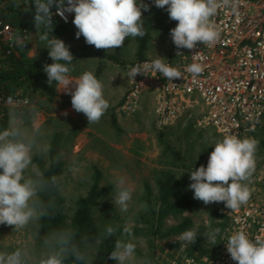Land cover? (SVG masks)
Masks as SVG:
<instances>
[{"label": "clouds", "instance_id": "1", "mask_svg": "<svg viewBox=\"0 0 264 264\" xmlns=\"http://www.w3.org/2000/svg\"><path fill=\"white\" fill-rule=\"evenodd\" d=\"M35 4L34 25L36 29L46 31L40 35L41 41H46L49 57L54 61L46 64L44 71L50 85L55 82L58 91L71 95L72 108L83 113L89 124L97 123L109 108V101L104 96L103 83L91 71H85L73 80L70 73L73 55L63 40L49 39L48 31L53 30L51 8L55 5L56 14L67 21L65 13H75L73 23L78 29L76 38L81 35L88 45L96 49H113L124 45L127 37H143L146 32L142 22V9L149 10V5L143 0H33ZM157 8L164 9L171 20L178 21L176 27L170 30V35L177 49L193 50L198 42L203 45H215L221 38V32L215 22V17L221 7L232 8L235 11L234 0H153ZM17 43L23 45L22 38ZM180 52L177 53V56ZM194 54L193 56H195ZM164 58L144 62L132 67L128 72L131 80L138 75L159 72L171 81L181 78L183 73L177 68L165 63ZM61 61L65 63H61ZM195 78L204 71L201 63L193 62L187 69ZM75 85V90L70 85ZM65 112L63 115H67ZM182 124V123H181ZM180 125V124H179ZM177 125V126H179ZM38 133V129L35 130ZM35 135L15 125L0 131V225L15 226L18 231L26 228L42 217L48 216V207L40 201V194L47 190L49 184L44 181L42 173L35 176L27 174L33 164ZM258 141L253 137L239 138L237 135H226L215 143L210 153L207 167L201 165L190 172L194 199L203 201L205 205L224 202L231 210L238 209L251 198L253 188L250 187L251 177L256 169V151ZM231 181V182H229ZM53 177L51 183H55ZM134 189L126 185L121 177L116 184L115 195L112 198L115 206L121 212L127 211ZM50 206V205H49ZM117 228L109 225L105 228L103 239L112 236ZM220 228L206 232L204 236L213 245ZM122 235L127 240L117 239L110 259L117 264H130L135 257L137 245L132 242L135 237L132 228L126 225ZM197 239V228L185 230L179 240L194 244ZM227 251L238 264H264V238L257 236L251 239L243 231H236L226 241ZM81 244L76 242V233L72 230H60L46 236L43 252L36 264H92L89 251L94 243L88 237L82 238ZM96 243V240H95ZM32 254L23 247L14 250H0V264H32Z\"/></svg>", "mask_w": 264, "mask_h": 264}, {"label": "trees", "instance_id": "2", "mask_svg": "<svg viewBox=\"0 0 264 264\" xmlns=\"http://www.w3.org/2000/svg\"><path fill=\"white\" fill-rule=\"evenodd\" d=\"M143 2L149 5L148 11L142 9V22L146 34L143 37H126L122 47L108 50L96 49L94 45H88L85 42L83 35L77 39L78 29L73 23L75 15L69 23H63L54 15L55 5L51 8L53 30L52 32L48 31L47 34L49 39L55 36L63 40L69 47V51L73 55L71 67L75 68L90 59L95 60L94 74L98 76L110 63L122 67L126 65L127 42L134 44L136 61L140 62L147 59L145 54L153 32L170 34V30L177 26L178 21L171 20L169 17L167 6L161 9L154 5L153 0H143ZM0 5H3L0 15L11 25L15 33L17 35H21L23 31L28 34L35 33L40 48L34 56H29L30 43L28 39H25L24 46H17V54H7L0 49V94L3 96L18 94L27 99L26 104L4 107L0 110V129L4 130L13 122L25 126L30 125L35 117L36 106L46 112L56 110L54 101L58 97V93L56 91L57 84L53 82L50 85L44 71L45 65L52 64L54 61L49 57V49L45 47L47 42L40 40V35L46 30L35 28L33 0H0ZM61 63L65 62L61 61ZM71 73H74V70ZM105 113L111 116L113 123L116 122L113 112L107 109ZM103 117L104 115L101 118ZM179 127L182 129L180 138L200 133L199 129L193 125L192 117L186 119ZM164 134L165 129L158 130L157 136L164 146L163 156L169 160L164 161L163 167L152 170L153 184L147 180L143 182L142 193L136 201L139 203V209L133 214L131 225H128L132 228V234L135 237L132 242L137 245L134 259L141 260L140 264H163L156 256L159 242L180 235L193 227L197 228L196 242L194 244L187 243L182 252L183 256L199 258L204 254H212L218 250L222 239V230L229 222V215L223 209L224 204H207L208 207L205 210L210 220L208 225L195 226L190 216L182 215L204 205L203 201L193 198L194 193L189 188L192 183L189 179L190 172L198 169L201 165L207 167L210 153L215 147V143L210 141L217 142L221 137L216 133L211 134L208 139L206 138L205 142L209 143L202 152H194L193 149H189L186 156L180 149H175L171 143L169 144L163 138ZM263 134L264 120L261 127L254 132V135L258 137ZM61 140L62 133H56L45 153L41 150L35 152L33 155L35 169L27 173L33 176L42 173L44 181L49 184L47 190L40 194V201L45 207H48L49 215L33 222L32 230L36 233L38 242L43 248V240L46 236L60 230H72L76 233V242L81 246H83L81 241L84 237H88L89 241L94 243L89 251L92 264H117L109 257L115 248L117 239L127 240V237L122 235L123 228L127 224L114 207L105 203L111 187L100 184V169L93 166L91 184L87 192L77 196L69 207L66 205L65 198L59 193L58 183H51L52 178L58 175L61 169L59 160ZM260 141L261 143L258 141L259 144L264 145V139ZM187 159L188 162L191 161L190 165H187ZM176 169L182 171L179 172ZM173 218L175 220L169 223L168 220ZM109 225L117 228V231L112 236L103 239L104 230ZM3 226L5 225H0V229ZM215 228H220L221 234L217 236L216 244L213 245L207 241L204 234ZM172 245L179 247L181 244L174 240L169 246L172 247Z\"/></svg>", "mask_w": 264, "mask_h": 264}, {"label": "rangeland", "instance_id": "3", "mask_svg": "<svg viewBox=\"0 0 264 264\" xmlns=\"http://www.w3.org/2000/svg\"><path fill=\"white\" fill-rule=\"evenodd\" d=\"M27 39L30 43L28 55L34 56L40 50L36 34H28ZM174 46L170 34L153 32L145 54L147 60H154L158 56L166 59L171 55ZM125 53L127 61L125 66L110 63L111 67L105 70L106 77L103 76L104 70L96 76L103 83L104 96L110 105L108 110L115 114V123L112 122L111 116L105 113L99 122L89 124L83 113L72 108L71 95L63 90L58 91L57 88L60 86L57 85L58 97L54 101L56 110L46 112L36 106L35 117L30 125L25 126L17 122H13L11 125L24 128L29 136L35 135L34 153L40 150L45 153L54 134L62 133L59 152L61 169L55 178L59 193L65 198L67 207L73 204V200L77 196L87 192L91 184L93 166H96L101 171L100 184L110 185L111 187L105 203L116 209L125 224L131 225L132 216L139 209V203L136 201L142 193L143 182L147 180L153 184L152 170L163 167L164 161L169 159L163 156L164 146L157 136L158 130L162 129L157 127L154 112L155 103L151 97L149 98V95L142 98L141 108L137 113L128 115L117 112V106L132 87V80L128 77L129 68L139 63L136 61L135 47L132 42H127ZM76 75V73H71L70 77L75 80L78 78V75ZM70 88L74 91L75 85H70ZM65 112L68 113L66 116L63 115ZM198 112L197 114L194 112L196 118L201 114ZM196 118L192 116L193 125L199 129L200 133L191 134L187 138H180L179 135H181L182 129L179 126L165 128L163 138L169 144L171 143L175 149H180L186 156L189 149H193L194 152H202L209 143L205 142L206 138L208 139L211 134L216 133L210 127L197 126ZM37 129L39 130L38 133L35 131ZM0 131H3V129H0ZM252 137L261 143L260 140L264 139V134L260 137L253 134ZM210 142L216 143L214 140ZM255 156L256 169L251 177V188L263 176L264 145L258 143ZM186 163L190 165L191 161L188 162L187 159ZM34 169L35 167L32 164L28 172L34 171ZM178 171L182 170L179 169ZM121 177L125 178L126 185H130L134 189L129 207L125 212H121L119 206H115L112 199L115 195L116 184ZM220 204L225 205L224 202H216V205ZM206 207L208 206L204 204L200 208L182 215L190 216L195 226L208 225L210 220L205 210ZM223 209L227 214L232 211L226 206ZM174 220L173 218L168 221L170 223ZM14 227L5 225L0 229V250L11 251L18 247L26 248L32 254V264H36L39 256L46 251V248L39 244L37 235L32 230V223L18 231L14 230ZM179 237L180 235H177L159 242L156 256L160 259V262L173 264V262H178L182 258L184 255L182 252L187 243L180 241ZM174 240L181 245L170 247L169 245ZM214 254L215 252L201 256ZM140 263L141 260L139 259H133L130 262V264Z\"/></svg>", "mask_w": 264, "mask_h": 264}, {"label": "built area", "instance_id": "4", "mask_svg": "<svg viewBox=\"0 0 264 264\" xmlns=\"http://www.w3.org/2000/svg\"><path fill=\"white\" fill-rule=\"evenodd\" d=\"M234 2L235 11L221 7L214 18L221 32L215 45L198 42L193 50L173 47L165 63L177 67L183 73L181 78L169 81L163 74L151 71L147 76L138 74L117 112L137 113L142 98L149 95L155 103L158 128L177 126L192 116L196 118L194 112L199 111L196 125L212 128L221 140L233 134L241 139L252 137L264 120V0ZM54 15L69 23L75 13H65L67 21L56 14V9ZM18 37L24 41L28 33L17 35L0 15V49L17 54ZM151 61L146 59L138 64ZM193 62L204 66L202 74L195 78L186 70ZM26 103L27 99L18 94H0V110ZM253 189L246 204L228 213L229 222L222 230L221 243L214 255L183 256L173 264H238L227 251V238L240 230L251 239L264 238V170Z\"/></svg>", "mask_w": 264, "mask_h": 264}, {"label": "crops", "instance_id": "5", "mask_svg": "<svg viewBox=\"0 0 264 264\" xmlns=\"http://www.w3.org/2000/svg\"><path fill=\"white\" fill-rule=\"evenodd\" d=\"M29 35H31V33H29ZM94 65H95V60H87L85 62H82L80 63L79 65H77L75 68H74V73H76L77 77H79L82 73H84L85 71H91L94 73ZM111 67V65L109 64V66L107 68L104 69V77H106V71L105 70H108L109 68ZM150 98V96H149Z\"/></svg>", "mask_w": 264, "mask_h": 264}]
</instances>
